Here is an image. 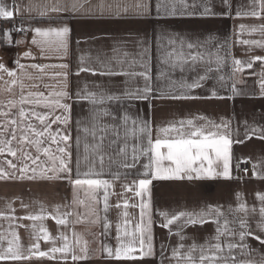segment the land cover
I'll return each instance as SVG.
<instances>
[{"label": "snow or ice", "instance_id": "obj_1", "mask_svg": "<svg viewBox=\"0 0 264 264\" xmlns=\"http://www.w3.org/2000/svg\"><path fill=\"white\" fill-rule=\"evenodd\" d=\"M216 9L215 0L95 4L93 0H28L24 5L0 0V22L10 25L0 27V46L30 44L35 49L18 54L15 67L0 57V181L63 182L69 189L63 203L50 212L39 201L33 202L39 204V211H29L30 205L16 198L23 211L17 215L15 200L6 203L0 211V221L6 222V227L0 224V264H264V192L255 194L258 204L253 205L237 192L235 206L229 204L227 209L206 204L198 210L154 212V181L242 180L233 174V145L253 136L264 140V125L243 120L234 127L232 117L217 120L197 113L155 123L157 101L234 100L248 95L238 87L245 83L246 70H252L249 75L257 78L258 96L264 98V55L253 54L264 51V0L236 5L233 0H219L220 10ZM77 18H155L160 32L151 41L145 33L115 42L107 50L97 48L94 59L80 56L71 70L67 62L52 61L66 60L73 32L69 19ZM175 18L259 23H240L231 39L220 42L213 52L211 37L201 40L170 33L168 21ZM13 33L22 34L21 38L15 40ZM253 34L260 38H245ZM97 39L92 35L77 44ZM128 43L138 51H128ZM153 43L161 51L159 62L167 66L155 79ZM237 46L242 58L233 52ZM229 58L230 74L218 77L226 94L213 89L210 95H196L194 90L202 87L208 74L220 72ZM177 71L179 81L172 79ZM187 73L195 74L191 81L185 78ZM81 74L102 79H80ZM161 78L169 81L166 88L159 85ZM138 103H143V112ZM85 104L86 115L74 117V108ZM248 162L240 158L235 171ZM259 167L252 165V175L264 180ZM49 219L57 226L55 234L45 225ZM209 223L215 225L211 237L203 243H184L187 228ZM156 226L167 231L159 242ZM81 227L93 235L92 241ZM97 228L98 233L91 231ZM20 229L28 235L27 244ZM173 236L178 237L176 244Z\"/></svg>", "mask_w": 264, "mask_h": 264}, {"label": "crops", "instance_id": "obj_2", "mask_svg": "<svg viewBox=\"0 0 264 264\" xmlns=\"http://www.w3.org/2000/svg\"><path fill=\"white\" fill-rule=\"evenodd\" d=\"M6 3H10V0H5ZM21 5L27 4L28 0H17ZM40 2V0H36ZM99 0H93V3H98ZM217 4V11H219V0H215ZM241 2H247V0H233L234 5ZM27 19V16L23 17ZM21 17H16L18 21ZM240 23L248 25L258 24L259 21L253 19H227V18H214V19H192V18H175L168 21V30L172 34H180L189 37H199L201 40L211 37L213 44L209 46V49L213 52L216 50V46L225 40L231 39L234 28H237ZM69 24L73 28L72 40L70 44L69 53L65 61L55 60L52 62H67L71 66V70H75L80 56H84L86 60L94 59L97 48H105L106 50L110 46L118 41H125L135 39L136 35L143 37L145 33L151 41L154 35H158L160 32V24L155 18L150 20H112V19H69ZM10 25L7 22H0V27L7 29ZM129 33L134 34L129 37ZM22 34L13 33L14 39L19 40ZM94 35L98 39L96 41L89 40V43L77 44V40L83 41L85 37ZM245 38L259 39V34H253L251 37L245 36ZM30 39V36H29ZM128 51L135 53L138 49L132 43L126 45ZM35 49L30 45L21 44L19 46H0V57L3 58L9 67H15L14 61L18 54H22L24 51ZM234 54L237 57L242 58V50L239 46L233 49ZM254 55H264V51L259 49L255 50ZM220 55H224V50H221ZM151 66L152 75L155 79L159 76L161 70H167V66L162 65L159 62L161 51L156 47V44H152L151 49ZM22 63H29V61L21 60ZM38 63H47L48 61L38 60ZM213 67L215 65L213 64ZM255 67V66H254ZM258 71V67H256ZM252 70L245 71V83L238 85L248 95L237 97L234 100H192V101H157V108L155 110V123H160L164 119H179L189 115L202 113L219 120L221 117H232L234 120V127L237 123L247 120L250 124L255 123L257 125H264V98L258 96V85L255 83L256 77L249 75ZM230 58L225 67L221 68L220 72L209 73V78L202 82V87L194 90L196 95L207 96L211 91L215 89L221 95H225V89L221 87L218 80L219 75L223 74L226 77L230 74ZM194 73L185 74V78L191 81L194 77ZM181 74L177 71L172 79L179 81ZM70 79L76 80L77 77L71 76ZM80 79H102L100 77H93L87 74H81ZM162 88H166L169 81L161 78L158 81ZM255 94V98L252 96ZM138 107L143 112V103H138ZM87 105L77 106L74 108V117L86 115ZM133 112L136 110L133 109ZM240 131L243 133V126L240 125ZM243 139V135H241ZM240 158H245L248 163H240L239 172L235 171V165ZM259 164L260 167L257 171H264V140L257 139L253 136L251 139L245 140L242 144L233 145V174L242 177V180L233 181H154L153 193H154V212L155 210H167L169 212L179 210H198L206 204H222L227 209L229 204L235 206V193L240 192L243 194V198L249 205L258 204L255 200V194L257 192H264V180L256 179L252 175V165ZM245 169H247V175H245ZM69 195V189L63 182L55 183H34L30 181L18 182V181H0V211L5 210V205L8 201L15 200L14 206L17 209V215H23V211L20 209V201L16 198L23 199L24 203L29 204V211L38 212L39 204L33 203L39 201L43 203L50 212L52 206L58 203H63V198ZM138 212V209L135 210ZM113 221H115V213L111 214ZM158 219V217H155ZM28 223V221H25ZM0 224L6 222L0 221ZM46 227L50 232L55 234L57 232V226L54 221L49 219L45 221ZM215 225L209 223L203 227H189L185 230V235L188 237L184 243L190 244L193 240L198 243H203L206 238L211 237L214 234ZM83 231L85 236L92 241L93 235L89 233L85 228L79 229ZM155 234L157 241L167 235V231L160 227H155ZM92 232H99V229H92ZM20 235L25 244L28 243V235L20 229ZM178 237H172V243L176 244ZM43 245L42 247H45ZM42 264H51V262L44 261Z\"/></svg>", "mask_w": 264, "mask_h": 264}, {"label": "built area", "instance_id": "obj_3", "mask_svg": "<svg viewBox=\"0 0 264 264\" xmlns=\"http://www.w3.org/2000/svg\"><path fill=\"white\" fill-rule=\"evenodd\" d=\"M19 34V33H18Z\"/></svg>", "mask_w": 264, "mask_h": 264}]
</instances>
